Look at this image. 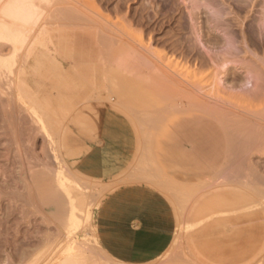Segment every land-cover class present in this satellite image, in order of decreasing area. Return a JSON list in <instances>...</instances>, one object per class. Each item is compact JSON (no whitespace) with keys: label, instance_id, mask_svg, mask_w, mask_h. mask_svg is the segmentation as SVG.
<instances>
[{"label":"rangeland","instance_id":"obj_1","mask_svg":"<svg viewBox=\"0 0 264 264\" xmlns=\"http://www.w3.org/2000/svg\"><path fill=\"white\" fill-rule=\"evenodd\" d=\"M44 7L0 69V264H264V62L256 61L254 89L232 73L215 97L213 67L188 51L189 38L199 45L192 25L208 47L223 49L204 35L211 19L220 35L233 28L243 46L264 0H49ZM66 9L74 19L62 18ZM249 47L264 56V46ZM197 97L227 114L231 152L222 145L220 157L205 156L215 138L188 130L195 118L184 113L193 111L220 127L189 103ZM106 110L126 119L134 145L128 167L100 179L82 172L79 160ZM133 184L162 196L176 229L153 238V254L128 262L103 245L97 220L106 196Z\"/></svg>","mask_w":264,"mask_h":264},{"label":"crops","instance_id":"obj_2","mask_svg":"<svg viewBox=\"0 0 264 264\" xmlns=\"http://www.w3.org/2000/svg\"><path fill=\"white\" fill-rule=\"evenodd\" d=\"M184 114L195 118L187 122L192 135L200 140L215 138L210 143L212 151L205 156L220 157L222 145L227 151L226 142L221 143L224 133L215 122L199 112ZM99 124L98 137L79 160V167L88 176L109 179L130 164L134 138L126 119L113 110L104 111ZM192 156L199 157L200 153L194 152ZM194 161L198 163L197 159ZM97 223L103 245L128 262L142 261L148 254H153L157 250L153 238L170 236L176 229L172 207L158 192L139 184L111 191L99 208Z\"/></svg>","mask_w":264,"mask_h":264},{"label":"bare ground","instance_id":"obj_3","mask_svg":"<svg viewBox=\"0 0 264 264\" xmlns=\"http://www.w3.org/2000/svg\"><path fill=\"white\" fill-rule=\"evenodd\" d=\"M192 1H194V0H192ZM47 2H49V0H0V69L7 62H9V60L11 61V59L9 57H12L13 55H15V53L18 51L19 44L21 43L23 45L25 43L26 35L28 33L30 34V32H32L34 30V28L37 27L36 25L45 15L44 5H46ZM211 2L213 3V2H215V0H211ZM207 3L208 2L206 1L204 4H207ZM194 4H196V3H194ZM193 8L195 9V7H193ZM260 8H262V7H260ZM192 11H193V9L189 10L191 20H193L195 17V15L193 14L194 12H192ZM263 12H264V7L262 9V13ZM215 15H217V14H215ZM75 16L76 15L74 13V10L66 9V10H64V14H63L62 18L64 20H72L75 18ZM263 17H264V15L261 17L260 16H258V17L252 16V18L246 23V30L243 31V35H244V37H247L249 43L247 41H244L243 46H240L237 44L238 42H241V41H237V43H236V34H235L233 28L229 29V26H228L226 33L222 32V35H220V32H219L220 23L212 24V21H211L212 17L211 18L207 17V19H211V20L206 19L207 20L206 22L209 23L210 26H208L209 28L206 31V34H204V35L207 36L208 40H215V43H217L219 46L221 45L223 47V49L219 52L214 51L213 49L208 47L207 43H205L203 41V38H201V35L199 34V32L201 30L198 32L197 28L192 25V29L194 28L193 32L198 34L196 40L199 43V45H197L196 43H191L192 40L189 38L188 42H190V44H189L188 51H189V53L194 52L195 54H197V59L199 58V62H200L201 67L204 65L205 66L211 65L213 67V72H212L213 74H211L212 75V79H211L212 81H211V89H210L211 95L210 96L213 95L212 90L218 91V89L220 90V88L222 90L225 87V84L227 85L228 82L226 80L228 79V76L232 73H233L232 74L233 77H235L236 79L241 78L240 80H243V89H246V90H248V89L251 90L252 88L254 89V87L258 83L259 79H261L259 77L260 72L258 73V71H257L258 64L256 66V61L264 62V56H259L258 53L256 51H254V49H250L249 46L251 45L255 48H258L260 46H264V18ZM219 18H220V16H219ZM216 20L214 18L213 21L218 22ZM193 24L196 25L197 23L196 24L193 23ZM246 33H247V36L245 35ZM106 42L107 41H105V43ZM108 42L109 43L106 46V48L111 49L112 43H111V41H108ZM105 43H104V45L107 44V43L106 44ZM23 47L24 46H22L21 48L23 49ZM7 48L10 49V52H9V54L6 55L5 50ZM149 48H150V46H149ZM149 48L146 47V50L149 51L150 54L151 53L154 54L155 52L151 51V49H149ZM143 55H145V54H143ZM252 55L256 58L253 59L254 57H251V59H250L249 57ZM29 56H27L28 59H29ZM27 57H25V58H27ZM24 61H26V60H24ZM6 69L7 68H4L5 71H6ZM2 72H0V73H2ZM243 73H245V75ZM4 76H2V77L5 78ZM6 76H7V74H6ZM192 77L194 78V76H192ZM1 80H2V78L0 76V81ZM237 81H239V80L237 79ZM241 83H239V84H241ZM204 86H206V85H204ZM207 88H208V85H207ZM201 91H202V89H200V91H198V92H201ZM216 91H215L214 96L217 95ZM219 96H220V94H219ZM202 99L200 97H197V98H194L189 103L194 108H197L200 111H202V112L210 115L212 118H214V120L220 125V127L224 131V133L226 135V139H227V146L231 152L233 150V142H232L231 138L228 137V134H227L228 128H226V127L227 126L229 127L232 125L228 124L226 127L224 125L225 120H226L225 116H227V114L224 115L219 110V107L217 108L216 105L213 106L212 105L213 103L211 104L209 102H204L205 100H202ZM215 102H216V100H215ZM215 104H217V103H215ZM190 108H191V106H190ZM131 118H132V116H131ZM226 130H227V132H226ZM229 130H231V129H229ZM246 132H248V131H246ZM231 134L234 135V132ZM231 134H230V136H231ZM246 134H244V135H246ZM244 139H246V136ZM244 139H241L240 141H243ZM234 173H236V172L234 171ZM163 188H165V187H163ZM191 194H193V193H191ZM72 258H73V256H72ZM71 261H72V259H71ZM73 261H74V259H73Z\"/></svg>","mask_w":264,"mask_h":264}]
</instances>
